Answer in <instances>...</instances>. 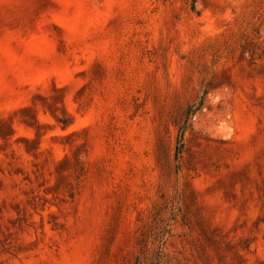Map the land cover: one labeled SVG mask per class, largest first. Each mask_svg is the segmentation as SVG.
<instances>
[{"label": "rangeland", "instance_id": "obj_1", "mask_svg": "<svg viewBox=\"0 0 264 264\" xmlns=\"http://www.w3.org/2000/svg\"><path fill=\"white\" fill-rule=\"evenodd\" d=\"M0 264H264V0H0Z\"/></svg>", "mask_w": 264, "mask_h": 264}, {"label": "trees", "instance_id": "obj_2", "mask_svg": "<svg viewBox=\"0 0 264 264\" xmlns=\"http://www.w3.org/2000/svg\"><path fill=\"white\" fill-rule=\"evenodd\" d=\"M193 7H195V6H193ZM191 111H192V110L189 109L188 114H190ZM183 136H184V132L181 131V133H180V138H181V140L183 139Z\"/></svg>", "mask_w": 264, "mask_h": 264}]
</instances>
